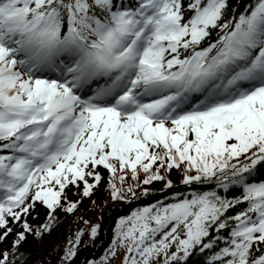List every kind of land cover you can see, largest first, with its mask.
Returning a JSON list of instances; mask_svg holds the SVG:
<instances>
[{
    "label": "snow or ice",
    "instance_id": "obj_1",
    "mask_svg": "<svg viewBox=\"0 0 264 264\" xmlns=\"http://www.w3.org/2000/svg\"><path fill=\"white\" fill-rule=\"evenodd\" d=\"M227 9L229 0H0V241L14 225L17 245L33 232L37 203L55 213L73 187L90 196L100 168L142 171L147 185L183 166L185 185L215 179L241 195L193 191L122 219L124 264H179L217 241L209 264H264V0Z\"/></svg>",
    "mask_w": 264,
    "mask_h": 264
},
{
    "label": "trees",
    "instance_id": "obj_2",
    "mask_svg": "<svg viewBox=\"0 0 264 264\" xmlns=\"http://www.w3.org/2000/svg\"><path fill=\"white\" fill-rule=\"evenodd\" d=\"M251 2L253 0H229V9L226 10L228 16L242 12ZM156 170L157 166H153V171ZM98 171L101 181L90 196H83V186L79 190L73 187L72 191L67 192L68 199L62 201L63 206L57 208L55 213L37 203L27 218L33 232L25 233V240L19 245L16 244V240L22 229L14 225L13 234L0 241V254L7 255V264L13 257L18 256H22L18 264H89L109 253L115 244L120 220L130 217L136 211L174 202L176 197L188 196L193 191L198 193L216 191L228 199L241 195L240 190L235 188H229L225 192L223 188L218 187L215 179L211 182L185 185L183 166L171 171L159 169L165 179L147 185L143 183L147 174L142 171L139 179H133L130 170L118 172L117 178L106 169L100 168ZM120 175L125 177L123 183L118 179ZM257 179L264 182V168L257 173ZM169 181L172 184L171 188L167 187ZM91 182L93 181L90 180ZM113 184L120 190L121 198L113 197ZM71 203H75L76 208L68 212L67 207ZM244 207L246 205H238L231 213L235 214ZM45 225L49 226L48 230H45ZM93 229H96L95 236L92 235ZM216 235L213 232L208 239H214ZM216 244L217 247L213 249L203 251L200 247L193 249L186 260L180 261L179 264H209L213 254L223 246L219 241ZM69 248L75 255L66 259Z\"/></svg>",
    "mask_w": 264,
    "mask_h": 264
},
{
    "label": "rangeland",
    "instance_id": "obj_3",
    "mask_svg": "<svg viewBox=\"0 0 264 264\" xmlns=\"http://www.w3.org/2000/svg\"><path fill=\"white\" fill-rule=\"evenodd\" d=\"M119 225H120V222L118 224V229H119ZM118 229H117V232H116L115 244L113 245V248L109 251V253L106 256L102 257L100 260H98V261L93 260L89 264H124V261H125V258H126V253H125L123 248L118 247V241H117ZM113 249H115V251H116L115 255L112 254V250ZM21 260H22V256H18V257H15V258L13 257L11 259V261L9 262V264H18ZM161 263L163 264V258H161L157 262V264H161Z\"/></svg>",
    "mask_w": 264,
    "mask_h": 264
}]
</instances>
